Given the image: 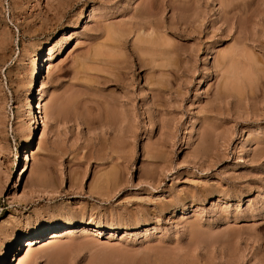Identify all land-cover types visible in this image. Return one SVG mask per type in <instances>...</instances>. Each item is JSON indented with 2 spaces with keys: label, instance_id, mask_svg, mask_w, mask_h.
<instances>
[{
  "label": "rangeland",
  "instance_id": "rangeland-1",
  "mask_svg": "<svg viewBox=\"0 0 264 264\" xmlns=\"http://www.w3.org/2000/svg\"><path fill=\"white\" fill-rule=\"evenodd\" d=\"M53 229L14 264H264V0H0V254Z\"/></svg>",
  "mask_w": 264,
  "mask_h": 264
},
{
  "label": "bare ground",
  "instance_id": "bare-ground-1",
  "mask_svg": "<svg viewBox=\"0 0 264 264\" xmlns=\"http://www.w3.org/2000/svg\"><path fill=\"white\" fill-rule=\"evenodd\" d=\"M62 37V36H61ZM142 41V40H141ZM47 55L44 57L45 60L44 62H47L51 60V50L48 49ZM39 71V68L37 69V66H35V71ZM88 226H92L93 228H103L104 224L102 222H94L92 223L91 220L87 222ZM106 225V224H105ZM107 227V226H106ZM69 229V228H68ZM77 229V228H76ZM69 231V230H68ZM63 233V232H62ZM66 233V232H65ZM64 234V233H63ZM60 235L58 232H56L54 229L53 230H47L38 234H34L30 239L25 240L21 245L19 246H13L10 245L3 253L0 254V264H5V260L7 261V257L10 255L12 258V264L16 262V260L19 258L20 254H22L23 251H29L34 248V246L39 245L43 243L46 240H52ZM10 260V259H9Z\"/></svg>",
  "mask_w": 264,
  "mask_h": 264
}]
</instances>
